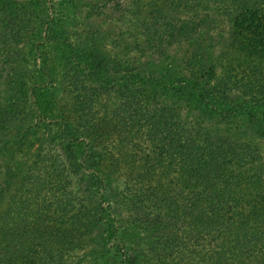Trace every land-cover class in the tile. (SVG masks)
<instances>
[{
	"label": "trees",
	"instance_id": "trees-1",
	"mask_svg": "<svg viewBox=\"0 0 264 264\" xmlns=\"http://www.w3.org/2000/svg\"><path fill=\"white\" fill-rule=\"evenodd\" d=\"M61 1L121 23L125 51L0 0V264H264V0ZM48 127L12 190L14 144Z\"/></svg>",
	"mask_w": 264,
	"mask_h": 264
},
{
	"label": "rangeland",
	"instance_id": "rangeland-1",
	"mask_svg": "<svg viewBox=\"0 0 264 264\" xmlns=\"http://www.w3.org/2000/svg\"><path fill=\"white\" fill-rule=\"evenodd\" d=\"M46 3L49 8V13L52 14L54 18L57 20L58 29L66 33L68 32L74 33L72 34V36H69L71 40H74L76 36L82 37L87 34H90L91 35L90 41H92L93 43H95L96 41H103L102 46L105 51H110L115 53H120L125 51L119 45L109 47L108 46L109 44L106 43L108 40L104 38L108 35H111L113 39L118 37L119 31L122 32L123 30H125V28L121 23L116 22V23L108 24L104 22L99 23L98 20L94 18L85 19L84 12L82 11L81 6L76 3L74 5L70 2L61 1V0H46ZM131 20L135 22L138 19L131 18ZM105 43L107 45H104ZM135 53L137 52L133 48L132 51H130L128 54L130 57H132L133 55H135ZM150 65H152V68L157 73L158 72L164 73L169 71L171 66H175V62L174 60H164L161 62L152 61ZM38 66H39V60L37 59V56L29 52V46L26 45L25 43V45L22 46L21 57L18 60H16L12 65L11 75H12L13 83L19 85L21 82L28 81L30 83L32 79L35 80ZM143 69L146 68H143L142 66V74H143ZM140 71H141V67H140ZM66 85H67L66 81L62 79L61 75H57L55 78H53L52 95L53 98L56 100V102L61 100L67 101L70 98V96H68L69 93ZM27 128L28 126H25L22 129L20 128L17 131L16 136L18 137L19 135H21L22 130L25 131ZM38 136L40 137V142L38 143L36 142L33 149H26V148H22L23 150H21L20 148L17 149L18 144L15 143L14 144L15 147H13L12 155H10L9 158H7L6 160V162L8 161V164L12 166L13 169H17L15 171V174H13L14 186L12 190H14V187L17 188V186L20 184L23 174L26 172V170L28 169L29 165L33 160L35 151L38 148L37 147L38 144L45 141L46 137L48 138V140H50L49 127L40 130ZM44 152L48 153L47 149H45ZM262 155L264 157V144L262 145Z\"/></svg>",
	"mask_w": 264,
	"mask_h": 264
}]
</instances>
